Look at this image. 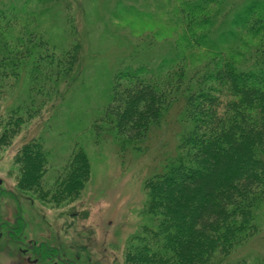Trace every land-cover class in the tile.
Listing matches in <instances>:
<instances>
[{"label":"trees","instance_id":"16d2710c","mask_svg":"<svg viewBox=\"0 0 264 264\" xmlns=\"http://www.w3.org/2000/svg\"><path fill=\"white\" fill-rule=\"evenodd\" d=\"M171 1L174 22L166 28L175 32L164 38L170 53L158 70L119 71L104 124L95 127L96 143L109 133L120 154H141L152 130L179 110L175 121L183 130L163 171L145 181L149 225L129 242L125 263L264 264V256L241 255L262 233L264 0ZM15 10L0 9V98L2 82L16 87L31 68L30 87L27 99L7 110L0 147L9 146L31 119L34 94H43L48 84L58 89L82 54L78 42L58 54L37 29L36 17ZM161 28L149 32L151 45ZM48 158L40 141L21 147L18 190L55 206L79 199L91 176L86 151L76 147L55 183L45 187Z\"/></svg>","mask_w":264,"mask_h":264},{"label":"rangeland","instance_id":"374dc122","mask_svg":"<svg viewBox=\"0 0 264 264\" xmlns=\"http://www.w3.org/2000/svg\"><path fill=\"white\" fill-rule=\"evenodd\" d=\"M61 1L55 4L51 0H0V9L10 6L15 11L33 14L37 29L45 33V39L58 54L71 44L78 42L82 46L73 75L59 83V90H50L48 84L43 94L35 93L31 119L14 135L9 146L0 147V183L2 188L17 194V198L12 194L0 198V222L6 218L10 222L14 220L16 208L26 223L27 236L58 249L76 264H126L129 242L149 225L145 214V181L163 171L165 157L176 145L175 135L183 130L175 121L179 110L171 111L166 122L152 130L141 154L133 151L120 154L109 133L100 144L96 143L95 127L104 124L114 76L119 71L129 66L150 65L158 70V64L170 53L164 38L165 34L175 32L172 25L166 28L174 22L173 3L171 0ZM66 18L71 22L69 25ZM161 26L164 27L161 36H155L151 45L149 32L159 31ZM30 69L22 72L16 87L5 86L8 80L2 82L0 136L7 110L24 102L29 95ZM33 140L42 142L49 153L48 171L43 179L45 187L55 183L76 147L86 151L91 176L79 199L55 206L18 190L15 158L21 147ZM258 221L262 233L241 255L264 256V205ZM1 243L0 264H19L13 248L3 250Z\"/></svg>","mask_w":264,"mask_h":264},{"label":"flooded vegetation","instance_id":"af4514ba","mask_svg":"<svg viewBox=\"0 0 264 264\" xmlns=\"http://www.w3.org/2000/svg\"><path fill=\"white\" fill-rule=\"evenodd\" d=\"M11 194L17 198L16 191L2 188L0 183V198L2 195ZM15 208L14 220L8 218L0 222V243L3 250L13 248L18 256L19 264H76L74 260L67 258L61 252L48 247L44 242L38 243L25 234V221L18 215ZM7 248V249H6Z\"/></svg>","mask_w":264,"mask_h":264}]
</instances>
